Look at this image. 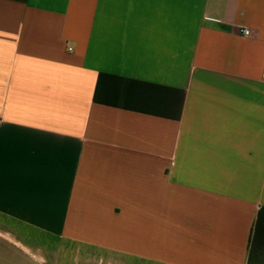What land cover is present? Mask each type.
I'll use <instances>...</instances> for the list:
<instances>
[{"label": "crops", "instance_id": "obj_1", "mask_svg": "<svg viewBox=\"0 0 264 264\" xmlns=\"http://www.w3.org/2000/svg\"><path fill=\"white\" fill-rule=\"evenodd\" d=\"M0 241L264 264V0H0Z\"/></svg>", "mask_w": 264, "mask_h": 264}, {"label": "rangeland", "instance_id": "obj_2", "mask_svg": "<svg viewBox=\"0 0 264 264\" xmlns=\"http://www.w3.org/2000/svg\"><path fill=\"white\" fill-rule=\"evenodd\" d=\"M0 264H36L29 262L16 247L0 241Z\"/></svg>", "mask_w": 264, "mask_h": 264}, {"label": "built area", "instance_id": "obj_3", "mask_svg": "<svg viewBox=\"0 0 264 264\" xmlns=\"http://www.w3.org/2000/svg\"><path fill=\"white\" fill-rule=\"evenodd\" d=\"M242 33L245 36H250V34H251L250 31L249 30H246V29L242 30Z\"/></svg>", "mask_w": 264, "mask_h": 264}]
</instances>
